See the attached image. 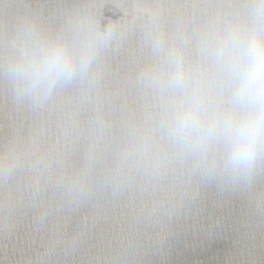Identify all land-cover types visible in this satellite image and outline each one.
I'll list each match as a JSON object with an SVG mask.
<instances>
[{
  "label": "water",
  "instance_id": "water-1",
  "mask_svg": "<svg viewBox=\"0 0 264 264\" xmlns=\"http://www.w3.org/2000/svg\"><path fill=\"white\" fill-rule=\"evenodd\" d=\"M250 2L0 0V264H264V165L247 187L202 179L158 131L163 101L140 82L159 59L149 33L203 70L201 37L245 22ZM75 17L111 44L43 105L18 101L3 67L20 25L56 37ZM146 137L157 166L122 161Z\"/></svg>",
  "mask_w": 264,
  "mask_h": 264
},
{
  "label": "clouds",
  "instance_id": "clouds-1",
  "mask_svg": "<svg viewBox=\"0 0 264 264\" xmlns=\"http://www.w3.org/2000/svg\"><path fill=\"white\" fill-rule=\"evenodd\" d=\"M148 38L159 59L142 71L140 82L163 101L160 134L202 179L221 187L249 186L264 165V0H251L245 22L229 21L204 33L203 70L190 71L159 34ZM112 39L111 30L99 31L86 17L73 18L56 37L25 21L9 42L12 54L3 71L18 101L40 106L60 85L88 76ZM152 150V138L146 137L121 159L154 168ZM73 187L83 194L81 181Z\"/></svg>",
  "mask_w": 264,
  "mask_h": 264
}]
</instances>
